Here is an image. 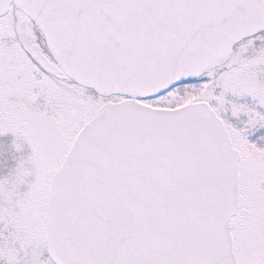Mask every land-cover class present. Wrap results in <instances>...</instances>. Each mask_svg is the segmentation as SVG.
Segmentation results:
<instances>
[{
    "label": "snow or ice",
    "instance_id": "obj_1",
    "mask_svg": "<svg viewBox=\"0 0 264 264\" xmlns=\"http://www.w3.org/2000/svg\"><path fill=\"white\" fill-rule=\"evenodd\" d=\"M9 135L0 264H264V0H0Z\"/></svg>",
    "mask_w": 264,
    "mask_h": 264
},
{
    "label": "rangeland",
    "instance_id": "obj_2",
    "mask_svg": "<svg viewBox=\"0 0 264 264\" xmlns=\"http://www.w3.org/2000/svg\"><path fill=\"white\" fill-rule=\"evenodd\" d=\"M11 136H0V175H6L9 168L15 164V157L21 154L15 153L11 147ZM27 153V149L25 153Z\"/></svg>",
    "mask_w": 264,
    "mask_h": 264
}]
</instances>
